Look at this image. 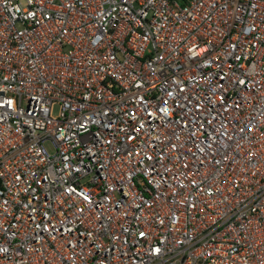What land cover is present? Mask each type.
Here are the masks:
<instances>
[{"label":"built area","instance_id":"built-area-1","mask_svg":"<svg viewBox=\"0 0 264 264\" xmlns=\"http://www.w3.org/2000/svg\"><path fill=\"white\" fill-rule=\"evenodd\" d=\"M0 264H264V0H0Z\"/></svg>","mask_w":264,"mask_h":264}]
</instances>
